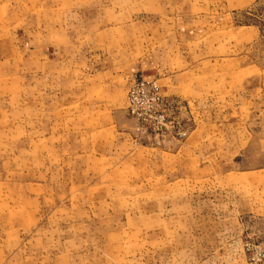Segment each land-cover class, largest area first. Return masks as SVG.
<instances>
[{
    "label": "rangeland",
    "instance_id": "1",
    "mask_svg": "<svg viewBox=\"0 0 264 264\" xmlns=\"http://www.w3.org/2000/svg\"><path fill=\"white\" fill-rule=\"evenodd\" d=\"M143 57L149 139L79 71ZM0 264H264V0H0Z\"/></svg>",
    "mask_w": 264,
    "mask_h": 264
},
{
    "label": "crops",
    "instance_id": "2",
    "mask_svg": "<svg viewBox=\"0 0 264 264\" xmlns=\"http://www.w3.org/2000/svg\"><path fill=\"white\" fill-rule=\"evenodd\" d=\"M79 71L80 73H83L84 77H96V79L101 82L102 89L107 97L120 101L121 103H124L122 97L123 93L128 90L136 80H156L160 85L163 96L168 100H174L179 98L176 96L178 94V91L176 90L180 86L181 81L185 80L184 78H187L184 76V73L180 75H172L166 68V64L160 63L157 60H152L149 57H143L139 61L132 60L108 66L96 62V64H89ZM122 105L124 106V104ZM124 110L125 112L117 114H120L121 116L122 114H127L130 119L128 122L132 125L131 130L134 135H136V137L146 136L149 139L150 137H148V133L141 129L139 123L129 116L127 106ZM116 117L117 115H115V119H117Z\"/></svg>",
    "mask_w": 264,
    "mask_h": 264
},
{
    "label": "built area",
    "instance_id": "3",
    "mask_svg": "<svg viewBox=\"0 0 264 264\" xmlns=\"http://www.w3.org/2000/svg\"><path fill=\"white\" fill-rule=\"evenodd\" d=\"M173 110V102L163 96L156 80L139 79L128 88V114L147 133L166 132L171 124Z\"/></svg>",
    "mask_w": 264,
    "mask_h": 264
}]
</instances>
